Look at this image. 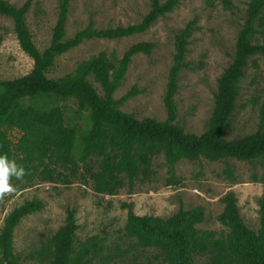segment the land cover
Here are the masks:
<instances>
[{
    "label": "rangeland",
    "instance_id": "1",
    "mask_svg": "<svg viewBox=\"0 0 264 264\" xmlns=\"http://www.w3.org/2000/svg\"><path fill=\"white\" fill-rule=\"evenodd\" d=\"M6 1L15 6L30 3L27 25L36 46L44 51L51 43L57 22L58 0ZM249 2L182 0L144 33L119 39L85 40L78 47L58 55L47 75L61 79L75 74L81 62L101 52L119 60L133 44L153 42L155 47L151 53L133 57L115 97L120 98L136 87L138 93L120 109L138 119L153 118L164 122L168 116L165 98L174 64L176 36L188 29L186 60L191 66L179 75L176 121L187 132L202 134L209 128L218 80L233 60ZM149 10V0H71L65 39L73 38L90 20L98 28L126 26L140 22ZM0 39V79H14L30 72L34 61L21 49L12 18L1 13ZM255 41L263 42L264 32L258 33ZM253 61L259 64L258 68L253 66ZM89 79L103 94L101 85L92 76ZM263 102L264 56L255 55L239 82L236 109L229 120L225 138L235 139L254 133L260 123ZM25 103L63 110L66 124L76 131L73 155L79 159L84 137L91 129L89 112L79 109L75 99L56 95L27 99ZM6 131L16 143L19 132L10 127H6ZM228 167L232 168L233 177L225 173ZM154 169L152 179L137 181L132 189L126 181L116 195L95 192L93 181L82 171L69 186L43 180L37 173L29 171L23 181L13 178L11 182L16 191L0 200V232L15 208L37 198L43 201V208L24 217L14 231V252L22 264H49L53 258L51 240L65 223L67 208L71 206L77 208L79 225L75 248L82 249L91 264H165L160 249L142 246L126 233L128 210L123 204L132 203L138 215L163 218L176 213L181 206L185 209L202 206L205 220L196 225L197 229L212 231L221 237L229 232L219 220L228 192L236 194L245 224L256 232L259 230L260 201L264 199V159L249 162L235 158L227 161L182 158L171 172L164 155H159L154 159ZM208 261L207 256L196 259L197 264Z\"/></svg>",
    "mask_w": 264,
    "mask_h": 264
},
{
    "label": "trees",
    "instance_id": "2",
    "mask_svg": "<svg viewBox=\"0 0 264 264\" xmlns=\"http://www.w3.org/2000/svg\"><path fill=\"white\" fill-rule=\"evenodd\" d=\"M182 0H149L150 10L134 24L98 28L95 22L65 39L71 0H58L59 12L50 45L40 51L27 25L26 14L30 3L15 6L0 0V13L12 18L21 49L34 65L30 72L14 79L1 80L0 87V155H7L26 173L33 171L43 180L71 185L80 171L93 181L97 193L116 195L126 185L132 189L137 181H148L155 176L154 159L164 155L173 167L182 158L227 161L230 158L257 162L264 159V102L261 104L258 129L249 135L227 139L228 123L239 96V82L251 58L264 56V41L256 42L264 32V0H250L245 21L238 34L232 62L218 80L214 95V110L209 128L202 134L190 133L177 123L175 96L179 75L191 65L186 60L188 29L176 36L174 64L169 74L166 92L168 116L164 122L153 118L138 119L120 107L138 93L132 88L120 98L115 97L122 85L133 57L149 54L155 43L142 41L133 44L119 59L101 52L81 62L75 74L53 79L47 72L56 57L85 40L119 39L146 32L160 17L173 11ZM229 3V1H227ZM1 46V39H0ZM255 68L259 67L253 61ZM101 85L103 94L93 86L89 77ZM47 95L73 98L79 109L89 112L91 129L84 137L79 159L73 155L76 131L65 122L60 107L39 108L25 103L27 99ZM6 127L19 132L14 143ZM225 173L233 177L231 167ZM220 222L229 229L226 236L217 237L212 231H201L196 225L205 220L202 206L180 209L163 218L138 215L132 203H124L128 210L126 233L145 247L161 250L165 264H197L198 256H207V264H264V199L260 201V228L250 229L240 213L234 192L224 196ZM44 206L34 198L15 208L6 218L0 232V264H22L14 252V231L20 221ZM77 208H67L65 223L51 240L52 260L49 264H91L82 249L75 248Z\"/></svg>",
    "mask_w": 264,
    "mask_h": 264
},
{
    "label": "clouds",
    "instance_id": "3",
    "mask_svg": "<svg viewBox=\"0 0 264 264\" xmlns=\"http://www.w3.org/2000/svg\"><path fill=\"white\" fill-rule=\"evenodd\" d=\"M25 175L23 166H18L14 160L10 161L6 154L0 155V200L16 191L12 179L23 181Z\"/></svg>",
    "mask_w": 264,
    "mask_h": 264
}]
</instances>
